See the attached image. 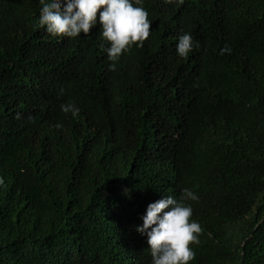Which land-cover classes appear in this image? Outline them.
Returning a JSON list of instances; mask_svg holds the SVG:
<instances>
[{"label": "trees", "instance_id": "trees-1", "mask_svg": "<svg viewBox=\"0 0 264 264\" xmlns=\"http://www.w3.org/2000/svg\"><path fill=\"white\" fill-rule=\"evenodd\" d=\"M143 7L148 40L110 71L99 13L53 37L39 0H0V264H151L136 226L184 188L190 264H264V0Z\"/></svg>", "mask_w": 264, "mask_h": 264}, {"label": "clouds", "instance_id": "clouds-1", "mask_svg": "<svg viewBox=\"0 0 264 264\" xmlns=\"http://www.w3.org/2000/svg\"><path fill=\"white\" fill-rule=\"evenodd\" d=\"M184 2L163 0L164 4L183 5ZM39 4V27L53 37L88 35L96 26L99 13L100 36L108 44L110 71L116 70V62L122 54L130 51L133 45L142 48L150 36L152 21L143 7V0H39ZM177 40L176 53L180 58H186L194 48L200 47L188 32L182 33ZM61 111L75 117L80 109L69 103L62 104ZM186 200L198 201L199 197L191 189L184 188L179 199L167 195L150 203L141 217L142 225L136 226V231L147 238L151 264H190L195 259L190 245L199 244L202 228L192 219L193 208L185 204Z\"/></svg>", "mask_w": 264, "mask_h": 264}]
</instances>
